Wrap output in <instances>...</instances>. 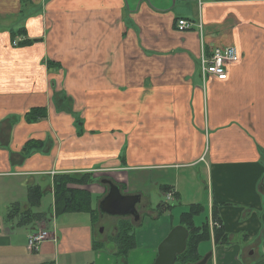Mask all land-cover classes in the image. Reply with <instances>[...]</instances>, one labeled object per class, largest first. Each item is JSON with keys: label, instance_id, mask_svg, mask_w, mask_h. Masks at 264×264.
<instances>
[{"label": "crops", "instance_id": "1", "mask_svg": "<svg viewBox=\"0 0 264 264\" xmlns=\"http://www.w3.org/2000/svg\"><path fill=\"white\" fill-rule=\"evenodd\" d=\"M178 18L194 27L178 31ZM228 45L239 59L227 78L202 76L200 59ZM32 107L45 117L26 122ZM85 173L69 186L89 192L90 209L55 213L53 176ZM103 178L141 197L139 220L124 218L134 238L124 255L112 240L121 218L94 215ZM177 180L196 197L157 220L165 200L153 206L144 189L191 199ZM10 183L19 196L0 188V264H151L190 205L195 226L208 222L196 244L205 264H264V0H0V185ZM29 186L34 207L48 195L50 208L15 226L5 212L27 207ZM215 206L226 244L214 242ZM38 229L48 237L31 250Z\"/></svg>", "mask_w": 264, "mask_h": 264}, {"label": "trees", "instance_id": "2", "mask_svg": "<svg viewBox=\"0 0 264 264\" xmlns=\"http://www.w3.org/2000/svg\"><path fill=\"white\" fill-rule=\"evenodd\" d=\"M23 28L16 32H23ZM14 40L12 39V42ZM36 41V39H27L18 41L15 45H28ZM46 65L51 66H59L57 63L48 61ZM30 110L24 114L25 121H33L37 118L45 117L46 109L43 107H32ZM36 144H40L39 142H32L30 146H34ZM92 180L91 176L88 173L81 175H73V174H56L53 176V195H54V212L57 214L65 213V212H80L87 211L90 209V196L89 192L85 189H80L76 187H71L69 184L74 185H84ZM165 186L161 187V190L165 189ZM39 188L29 186L27 192V207L23 208L21 204L16 203L12 206L10 205L9 210L5 212V218L8 221H13L15 226L27 225L31 224L36 214L33 212V207L35 204L39 202ZM163 206L162 203H158L157 207ZM172 206V205H171ZM161 211L160 208L157 210ZM198 213V206L190 205L189 209L185 212H182L180 215V223L183 225L187 232L188 237L186 240V247L184 251L175 257L176 262L180 264H188L194 263L200 260V256L197 253V243L200 240H203L209 236V228L208 222L203 223L200 226H195L193 224L192 217ZM217 207L212 208L211 218L212 222L220 225V218ZM118 221L117 232L112 237V240L115 242L116 246V254H126L127 250L134 247V238L132 235L133 226L127 219L121 218ZM213 226V238L215 243H225L228 242L226 239L227 233L224 232L220 227ZM175 262V263H176Z\"/></svg>", "mask_w": 264, "mask_h": 264}, {"label": "water", "instance_id": "3", "mask_svg": "<svg viewBox=\"0 0 264 264\" xmlns=\"http://www.w3.org/2000/svg\"><path fill=\"white\" fill-rule=\"evenodd\" d=\"M101 183L107 185V192L98 202L97 209L101 215H110L119 218L132 217L134 221L139 220L140 214L135 208L140 202L138 194H125L120 186L106 178ZM158 244L157 255L151 264H175L178 254L186 247L188 232L183 225L174 226ZM211 253H207L200 260L188 264H205Z\"/></svg>", "mask_w": 264, "mask_h": 264}, {"label": "built area", "instance_id": "4", "mask_svg": "<svg viewBox=\"0 0 264 264\" xmlns=\"http://www.w3.org/2000/svg\"><path fill=\"white\" fill-rule=\"evenodd\" d=\"M193 21L186 18H178L176 27L178 31H187L194 27ZM17 42L14 40L12 45ZM239 59V54L234 46H223L212 49L211 53L203 56L200 59V71L202 76H211L218 80H225L227 78V66L229 63H233ZM171 195H168V198ZM48 232L46 230H34L27 235V246L32 249H38L41 242L46 240Z\"/></svg>", "mask_w": 264, "mask_h": 264}, {"label": "rangeland", "instance_id": "5", "mask_svg": "<svg viewBox=\"0 0 264 264\" xmlns=\"http://www.w3.org/2000/svg\"><path fill=\"white\" fill-rule=\"evenodd\" d=\"M179 180V179H178ZM177 180V181H178ZM179 184H181L180 186V188H179V190H184L183 192L184 193H186V194H188L189 195V197L188 198H191V199H185V197H184V195L182 194V198H181V200L179 201V199H178V197H175V198H177L176 200V202H174L173 203V201H168L167 200V197H166V194H164L165 196H162V195H159V192H158V190H157V187L155 186V185H153L152 187H146V189H144V191L145 192H148V195H149V197H150V200H151V203H152V205L153 206H155L156 204H158L159 202H163L162 200H165V202H163L165 205V207L168 205V207H170V208H172L173 209V212L172 213H174V215H175V219L174 220H176L177 219V217L179 216V214H180V212L181 211H183L184 209L182 208V206H185V202H187V201H191V200H194L193 199V197H196V194L194 193L195 192V189H194V182L193 183H190L189 185L187 184V182L186 181H184V182H180V181H178V186H179ZM16 186L18 187V186H20L18 183L15 185V183H10V184H8V185H5V184H1L0 185V188L3 190V188H4V190L7 188L8 189V191L7 192H5V193H7V194H10V195H12L13 197L14 196H19L18 195V192L19 191H17V188H16ZM201 187V189H202V186H200ZM2 190H0V200H1V196H2ZM180 191V192H181ZM200 192H201V190L200 189H198V194H200ZM204 192V191H203ZM174 197V196H173ZM50 198V196H48V195H45L42 199H40L41 200V203H40V206H39V208H37V207H34L33 209H34V211H40V210H42V211H44V212H47L48 210H49V208H50V205H51V200L49 199ZM173 200H174V198H173ZM173 205V207L172 206H170V205ZM175 204V205H174ZM181 206V207H180ZM161 208V207H160ZM166 210L163 212V213H161V215H160V217L157 219V220H165V221H168L169 219H171L172 218V216H171V212H170V210L169 209H167V207L165 208ZM95 212V216L98 218V212H97V210H95L94 211ZM203 213V212H202ZM201 212H200V217H199V219H202L203 217H204V215H201L202 214ZM218 213H219V211H218ZM94 216V217H95ZM197 216H198V214H197ZM95 217V219H96V222H97V218ZM147 215H145L144 216V221L146 222V220H147ZM221 216H220V213H219V217L218 218H220ZM203 220V219H202ZM118 221H120V220H118ZM118 221H117V223H116V226H118ZM100 223V222H99ZM100 224H102V223H100ZM215 225V223H213V226ZM222 225V230L224 231L225 230V228H224V226H223V221H222V219L220 218V225L219 224H216L215 225V227H220ZM144 231V230H143ZM151 232H153V230H150ZM225 232V231H224ZM226 233H227V231H226ZM228 237V236H227ZM142 240V239H141ZM227 241H229V238H227L226 239ZM230 240H231V238H230ZM140 242V241H139ZM175 264H180L179 262H176Z\"/></svg>", "mask_w": 264, "mask_h": 264}]
</instances>
